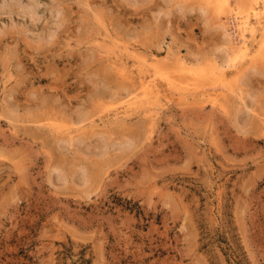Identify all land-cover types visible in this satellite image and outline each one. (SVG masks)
<instances>
[{"label":"rangeland","instance_id":"rangeland-1","mask_svg":"<svg viewBox=\"0 0 264 264\" xmlns=\"http://www.w3.org/2000/svg\"><path fill=\"white\" fill-rule=\"evenodd\" d=\"M0 264H264V0H0Z\"/></svg>","mask_w":264,"mask_h":264},{"label":"bare ground","instance_id":"bare-ground-1","mask_svg":"<svg viewBox=\"0 0 264 264\" xmlns=\"http://www.w3.org/2000/svg\"><path fill=\"white\" fill-rule=\"evenodd\" d=\"M217 1V0H216ZM30 7V6H29ZM259 7V6H258ZM236 10V8H235ZM30 12H33L34 11V8L31 6L30 9H29ZM238 12V11H237ZM235 13L234 12V8L231 10V18L233 19V22L236 23V30L237 32L240 34L239 38H243L245 36V33H246V30H247V24H248V21L246 20L247 19V16H244L242 15L241 13ZM229 15V16H230ZM262 18V17H261ZM261 22V21H260ZM250 24V23H249ZM235 25V24H234ZM256 26V25H254ZM242 40V39H241ZM246 40V39H245ZM247 43V42H246ZM242 46V45H240Z\"/></svg>","mask_w":264,"mask_h":264}]
</instances>
